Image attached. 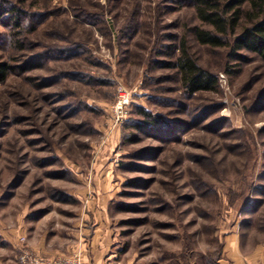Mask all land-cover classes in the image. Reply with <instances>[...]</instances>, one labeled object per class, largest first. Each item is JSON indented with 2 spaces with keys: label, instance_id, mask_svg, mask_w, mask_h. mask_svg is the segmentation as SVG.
<instances>
[{
  "label": "rangeland",
  "instance_id": "374dc122",
  "mask_svg": "<svg viewBox=\"0 0 264 264\" xmlns=\"http://www.w3.org/2000/svg\"><path fill=\"white\" fill-rule=\"evenodd\" d=\"M0 2V264H234L264 247V60L234 49L248 5L219 34L194 0ZM182 51L212 89L188 92Z\"/></svg>",
  "mask_w": 264,
  "mask_h": 264
},
{
  "label": "trees",
  "instance_id": "16d2710c",
  "mask_svg": "<svg viewBox=\"0 0 264 264\" xmlns=\"http://www.w3.org/2000/svg\"><path fill=\"white\" fill-rule=\"evenodd\" d=\"M194 3L200 21L215 28L219 34H226L229 29L230 33L235 34L242 15L240 9L242 6L248 5L250 9L247 14L249 27L242 28V31L234 37V49L251 52L264 60V0H230L224 4L222 9L215 0H194ZM9 12L14 13L12 10ZM228 12L231 14L225 16ZM16 14L14 13L15 16H17ZM14 25H17L16 21ZM195 38L203 45L211 47L223 45L218 36L210 32L196 30ZM176 68L189 93L212 89L215 83L214 79L195 65L183 51ZM5 70V65L0 66V80L3 79ZM152 122L150 121V123Z\"/></svg>",
  "mask_w": 264,
  "mask_h": 264
},
{
  "label": "built area",
  "instance_id": "2783aa9c",
  "mask_svg": "<svg viewBox=\"0 0 264 264\" xmlns=\"http://www.w3.org/2000/svg\"><path fill=\"white\" fill-rule=\"evenodd\" d=\"M116 99L117 102L113 107L114 112L122 114L123 110L129 103V94L123 89H119ZM20 261L22 264H82L78 253H73L66 258L49 259L40 255H33L24 252L20 257Z\"/></svg>",
  "mask_w": 264,
  "mask_h": 264
},
{
  "label": "crops",
  "instance_id": "0c3cea01",
  "mask_svg": "<svg viewBox=\"0 0 264 264\" xmlns=\"http://www.w3.org/2000/svg\"><path fill=\"white\" fill-rule=\"evenodd\" d=\"M235 257H236V260H235L236 263L234 264H264V247L258 248L257 250H254L253 252H251V254H248L246 256L236 255ZM92 264H98V262H95Z\"/></svg>",
  "mask_w": 264,
  "mask_h": 264
}]
</instances>
